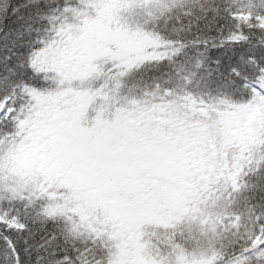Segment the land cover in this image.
I'll return each mask as SVG.
<instances>
[{
	"label": "snow or ice",
	"instance_id": "snow-or-ice-1",
	"mask_svg": "<svg viewBox=\"0 0 264 264\" xmlns=\"http://www.w3.org/2000/svg\"><path fill=\"white\" fill-rule=\"evenodd\" d=\"M0 264H264V0H0Z\"/></svg>",
	"mask_w": 264,
	"mask_h": 264
}]
</instances>
